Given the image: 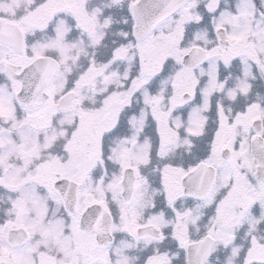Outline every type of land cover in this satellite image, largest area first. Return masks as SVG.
<instances>
[{
  "label": "snow or ice",
  "instance_id": "obj_1",
  "mask_svg": "<svg viewBox=\"0 0 264 264\" xmlns=\"http://www.w3.org/2000/svg\"><path fill=\"white\" fill-rule=\"evenodd\" d=\"M0 264H264V0H0Z\"/></svg>",
  "mask_w": 264,
  "mask_h": 264
}]
</instances>
